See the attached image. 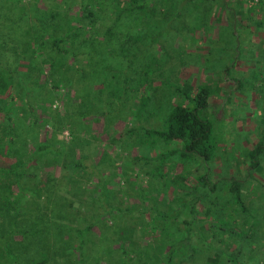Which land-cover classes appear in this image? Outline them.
Wrapping results in <instances>:
<instances>
[{
	"label": "rangeland",
	"instance_id": "rangeland-1",
	"mask_svg": "<svg viewBox=\"0 0 264 264\" xmlns=\"http://www.w3.org/2000/svg\"><path fill=\"white\" fill-rule=\"evenodd\" d=\"M215 2L199 4L203 11ZM136 3L131 10L126 0H0V73H15L21 98L14 103L23 107L16 114L31 127L27 151L33 140L48 145V161L36 170L42 191L25 193L17 210L8 209L17 228L33 233L16 235L27 248L11 250L17 261L45 257L43 264H119L122 254L133 264H264V152L255 166L246 156L264 144V28L252 22L259 15L264 24V9L246 0L253 10H239L232 23L213 5V16L220 15L205 29L193 24L197 11L189 2ZM84 6L90 25L81 20ZM55 8L90 30L93 41L85 42V54H65L63 70L75 77L70 84L64 72L53 88L48 63L24 40L39 41L43 31L34 35L30 27L46 28ZM79 83L99 100L87 102L106 93L115 108L104 100L105 115L76 118ZM201 85L209 89L199 113L210 122L213 155L158 156L179 142L139 127L161 128L179 99L174 90ZM180 102L192 106L188 98ZM230 178L240 182V200L228 190ZM0 264L8 259L0 255Z\"/></svg>",
	"mask_w": 264,
	"mask_h": 264
},
{
	"label": "trees",
	"instance_id": "trees-1",
	"mask_svg": "<svg viewBox=\"0 0 264 264\" xmlns=\"http://www.w3.org/2000/svg\"><path fill=\"white\" fill-rule=\"evenodd\" d=\"M167 1L173 4L179 1L191 3V8L197 11L194 15L195 19H193V24L197 27L205 29L209 28L210 19L217 18L220 15V12L217 13L216 11V14L213 16V8L211 9V6L213 5L217 6L218 4L220 9L226 10L232 19V23L236 22V20L234 21V18L238 14L239 10H253L251 6L246 5V0H216L215 3L204 7L203 11L199 3L204 0H166V2ZM135 2H137L136 8L142 7L141 3L143 0H126L129 8H132L131 10H133V4ZM257 2V7H259L260 10H263V0H257ZM0 8H2L1 5ZM242 11L239 12V15L242 14ZM180 13L181 11L178 10L175 15H179ZM117 17L118 16L115 15L116 19ZM46 18L49 21L46 28L43 29L40 26L38 28L36 24H33L30 27L34 35L37 34V29L40 32L43 31L44 35H39V41H36L33 37H28L24 40V42H27V44L30 45V47L27 48L33 51V55L36 51H40L39 53L43 56L44 63H48V75L52 78L50 85H52L53 88H56L58 80L62 79L64 72L70 73L69 77L65 76L64 78V80L69 78L67 81H69L70 84L75 77L73 73L75 71H65L68 70V66L66 67L65 65V62H67L65 54H70L72 56L80 53L85 54V42L91 43L93 40L91 35H89L90 30L89 32L85 31L82 24H78L77 22L73 23L68 20L69 15H67L66 10L55 8V10L47 14ZM81 18V20H85V22L89 25L91 24L93 19L92 14L86 6L83 7V14ZM133 18L134 17H131L132 23L134 22ZM62 19L66 21L65 27H63L64 29L62 28ZM252 22L255 28H264V24L262 23L263 18L259 15L254 16L252 18ZM2 23L3 21L1 24ZM29 25L30 24L27 26ZM230 27H232L231 23ZM223 31L220 30L219 33L223 35ZM23 32H25V29H23ZM206 33H208L207 30L205 31V34ZM10 35H12L11 32ZM230 35H233V33H230ZM44 48H47V50L45 51ZM29 56L27 58H29ZM18 57L19 56H16V58ZM5 73V75L0 73V96H2L0 97V255L2 257H6L9 264H43L46 259L45 257H40L35 261H17V253H13L11 250L12 246L13 249H16L17 247L27 248L26 244L23 243L22 238H15L16 235L22 236L23 234L25 237H28L33 233L17 228L15 223L7 218L8 209L13 207L17 210L20 199L25 195V193L38 196V192L42 191L40 175L36 173V170L37 168H40V165L44 163V161H48L45 158L48 145L46 142L37 143L33 140L32 147L29 149L30 152L27 151L25 144L27 142L26 138H28V133L31 131V127L28 123L25 124V120L21 119L16 114H19V111L22 110L21 108L23 107L18 105L20 103H14L15 95L20 97L17 88L18 84L14 82L15 73L10 72L9 70H5ZM75 88L76 91H79V100L75 108L76 118L79 119L81 116L83 117L87 114H95V112L105 115L104 111H102L99 107L102 105L101 102L104 100L106 103L108 102L107 106L109 109L115 108L111 107L113 103L105 98L106 93H104L105 95L102 94L104 97V100H102L100 92L104 87L98 88L99 92L97 93L99 94V98H101L99 103L92 102H98L99 100H96L97 97L94 94H87L90 89L87 88L84 83L75 85ZM110 91L111 90L108 89V93H110ZM174 93H177L179 99L167 109L162 127L158 129L142 128L141 130L143 133L153 135L166 143L170 141L179 142L180 146L178 148L169 149L160 153L158 156L165 157L171 153L177 152L180 156L196 155L206 160L213 155L211 150L212 147L209 144L210 122L205 117L200 116L199 109H203L208 105L209 89L208 87L201 85L191 93H188V91L186 92V90L181 91L179 88L175 89ZM91 96H93L92 101L87 102V98ZM183 97L192 101V106L181 103L180 99ZM109 112L111 113L112 111ZM71 113H67L68 118H71ZM58 125H55L52 122V130H58ZM23 126L25 129L21 128ZM261 152H264V144L259 141L248 148L246 150L248 164L255 166L258 163L257 156L258 154H261ZM5 157L9 158V163L5 162ZM10 158H13V160L11 161ZM79 162L80 161L78 160L77 164ZM251 165H247V167L249 168ZM123 173H125V171H123ZM230 179L232 180V183L230 187H228V190L231 193H234L237 200H240V182L235 178ZM66 192H69L68 188H66ZM151 210H153L154 214L159 218L164 219V212L158 210L156 207H152ZM186 222L187 220L184 219L182 223ZM9 223L11 224L9 225ZM15 241L18 242L16 243ZM119 264L133 263H131L127 258L125 259V256L122 254ZM230 264L234 263L230 262Z\"/></svg>",
	"mask_w": 264,
	"mask_h": 264
},
{
	"label": "crops",
	"instance_id": "crops-1",
	"mask_svg": "<svg viewBox=\"0 0 264 264\" xmlns=\"http://www.w3.org/2000/svg\"><path fill=\"white\" fill-rule=\"evenodd\" d=\"M142 128H150V127H143V126H140L139 129L141 130ZM151 129V128H150ZM142 131V130H141Z\"/></svg>",
	"mask_w": 264,
	"mask_h": 264
}]
</instances>
